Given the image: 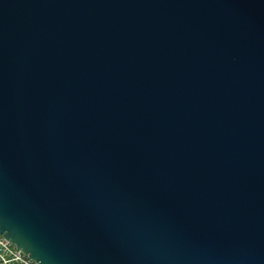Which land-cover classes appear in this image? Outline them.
Listing matches in <instances>:
<instances>
[{
  "label": "water",
  "instance_id": "obj_1",
  "mask_svg": "<svg viewBox=\"0 0 264 264\" xmlns=\"http://www.w3.org/2000/svg\"><path fill=\"white\" fill-rule=\"evenodd\" d=\"M0 234L264 264V0H0Z\"/></svg>",
  "mask_w": 264,
  "mask_h": 264
},
{
  "label": "built area",
  "instance_id": "obj_2",
  "mask_svg": "<svg viewBox=\"0 0 264 264\" xmlns=\"http://www.w3.org/2000/svg\"><path fill=\"white\" fill-rule=\"evenodd\" d=\"M0 264H37L0 234Z\"/></svg>",
  "mask_w": 264,
  "mask_h": 264
}]
</instances>
